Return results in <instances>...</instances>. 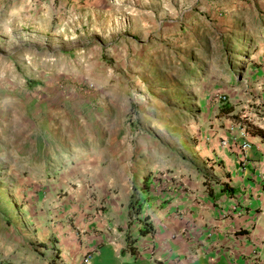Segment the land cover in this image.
Segmentation results:
<instances>
[{"label":"rangeland","instance_id":"obj_1","mask_svg":"<svg viewBox=\"0 0 264 264\" xmlns=\"http://www.w3.org/2000/svg\"><path fill=\"white\" fill-rule=\"evenodd\" d=\"M225 104L259 122L264 0H0V262L49 264L32 219L86 146L143 167Z\"/></svg>","mask_w":264,"mask_h":264},{"label":"crops","instance_id":"obj_2","mask_svg":"<svg viewBox=\"0 0 264 264\" xmlns=\"http://www.w3.org/2000/svg\"><path fill=\"white\" fill-rule=\"evenodd\" d=\"M232 115L212 113L183 154L162 151L143 167L131 163L128 147L118 153L114 139L88 144L60 170L65 193L32 219L36 243L44 244L39 257L54 264H264V137L253 133L264 132V114L246 131ZM245 142L249 148L239 150ZM143 176L138 217L146 215L154 231L136 237L132 256L122 251L124 229Z\"/></svg>","mask_w":264,"mask_h":264},{"label":"trees","instance_id":"obj_3","mask_svg":"<svg viewBox=\"0 0 264 264\" xmlns=\"http://www.w3.org/2000/svg\"><path fill=\"white\" fill-rule=\"evenodd\" d=\"M29 88H33V83L28 82ZM235 107H229L227 104L225 106H222L218 108V112L221 114H230L234 112L236 114V109ZM261 110H259V115L264 114V105L260 107ZM253 133H257L264 137V132L260 129H256L253 131ZM147 180L148 176H143L141 178V183L139 187L135 190H133L132 194L130 195L129 198V219L126 223L125 229H124V245L122 248L123 252H127L132 256H135L137 253L136 246H135V241L137 236H144L147 234H152L153 233V228L151 225L147 222V216L143 215L140 218L138 217L140 215V204L138 202L137 194L136 192L143 193L147 190ZM222 190H228L231 193L230 188H226V186L222 185L221 186ZM133 221L136 222L137 226L135 227L134 230H132L131 225ZM243 232V231H242ZM39 246L43 247L44 244H38ZM55 252V250H53ZM0 264H13L11 261L5 260L3 262H0ZM49 264H54L53 262H50Z\"/></svg>","mask_w":264,"mask_h":264},{"label":"built area","instance_id":"obj_4","mask_svg":"<svg viewBox=\"0 0 264 264\" xmlns=\"http://www.w3.org/2000/svg\"><path fill=\"white\" fill-rule=\"evenodd\" d=\"M222 144H223V142H222ZM249 148V144L248 143H242L240 146H239V150H241V151H245V150H247Z\"/></svg>","mask_w":264,"mask_h":264}]
</instances>
